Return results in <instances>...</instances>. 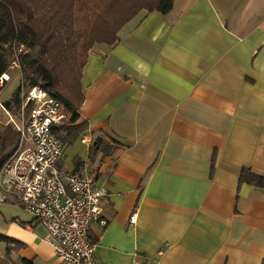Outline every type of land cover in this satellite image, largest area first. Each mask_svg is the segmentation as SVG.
<instances>
[{
    "label": "crops",
    "instance_id": "crops-1",
    "mask_svg": "<svg viewBox=\"0 0 264 264\" xmlns=\"http://www.w3.org/2000/svg\"><path fill=\"white\" fill-rule=\"evenodd\" d=\"M117 35L88 52L84 125L65 136L58 161L105 190L106 224L87 229L96 259L262 264L264 188L239 172L264 175V0H173L166 14L139 11ZM96 136L120 146L89 156ZM0 235V264H58L46 229L9 199Z\"/></svg>",
    "mask_w": 264,
    "mask_h": 264
},
{
    "label": "trees",
    "instance_id": "trees-1",
    "mask_svg": "<svg viewBox=\"0 0 264 264\" xmlns=\"http://www.w3.org/2000/svg\"><path fill=\"white\" fill-rule=\"evenodd\" d=\"M173 0H0V76L14 63L20 81L4 106L21 111L22 100L32 86L59 100L66 118L52 126V133L65 142L81 131L76 123L83 100L81 74L95 43L113 46L118 31L139 11L166 14ZM19 46L25 51L18 52ZM30 104L23 112L27 114ZM25 114V115H26ZM19 132L0 122V167L16 149ZM120 142L96 136L88 155L111 154ZM239 182L264 188V175L241 168ZM1 238V235H0Z\"/></svg>",
    "mask_w": 264,
    "mask_h": 264
},
{
    "label": "built area",
    "instance_id": "built-area-1",
    "mask_svg": "<svg viewBox=\"0 0 264 264\" xmlns=\"http://www.w3.org/2000/svg\"><path fill=\"white\" fill-rule=\"evenodd\" d=\"M7 79V73L1 74L0 86ZM28 103L27 114L16 122L0 101V113L6 114L7 123L20 135L16 149L0 167V203L9 199L46 229L44 240L58 264H102L87 229L94 220L106 224L100 217L105 190L94 185L91 175L58 166L63 145L52 126L66 118L59 100L32 86L22 100L21 112ZM135 220L136 211L129 216L131 224Z\"/></svg>",
    "mask_w": 264,
    "mask_h": 264
},
{
    "label": "rangeland",
    "instance_id": "rangeland-1",
    "mask_svg": "<svg viewBox=\"0 0 264 264\" xmlns=\"http://www.w3.org/2000/svg\"><path fill=\"white\" fill-rule=\"evenodd\" d=\"M25 50H26L25 49V46H19L18 47V52H23ZM13 68L14 67H11L10 70L8 71L9 80L7 81V84L2 88L3 90L7 89V87L9 85H12V88L11 89H13V88L15 89L16 86L18 85V70L17 69H13ZM10 113H11L12 117L14 118V120L16 122H19L23 117H25V114H26L25 111L24 112H21V111H19V112H17V111L13 112L12 110H10ZM0 122L7 123V116H6V114L4 112L0 113Z\"/></svg>",
    "mask_w": 264,
    "mask_h": 264
}]
</instances>
